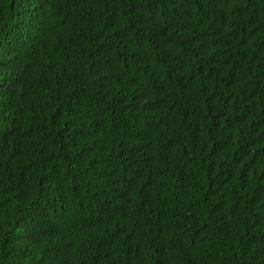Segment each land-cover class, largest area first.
Returning a JSON list of instances; mask_svg holds the SVG:
<instances>
[{
    "label": "trees",
    "instance_id": "16d2710c",
    "mask_svg": "<svg viewBox=\"0 0 264 264\" xmlns=\"http://www.w3.org/2000/svg\"><path fill=\"white\" fill-rule=\"evenodd\" d=\"M0 264H264V0H0Z\"/></svg>",
    "mask_w": 264,
    "mask_h": 264
}]
</instances>
